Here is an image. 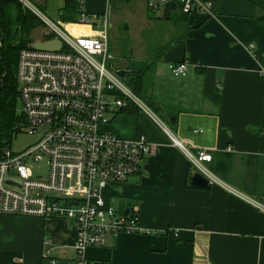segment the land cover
<instances>
[{
	"label": "crops",
	"instance_id": "obj_1",
	"mask_svg": "<svg viewBox=\"0 0 264 264\" xmlns=\"http://www.w3.org/2000/svg\"><path fill=\"white\" fill-rule=\"evenodd\" d=\"M111 1L37 3L71 34H87L92 29L77 23L79 11L106 13L111 27L118 17ZM206 1L211 13L194 10L185 20L175 18L178 7L166 16L170 2L160 0H140L139 13L133 4L128 9L126 18H142L141 27L153 34L131 49L130 63L123 56L116 66L151 63L146 99L169 133L138 110L107 112L108 130L126 139L144 135L154 145L138 180L109 182L104 193L118 211L136 207L147 232L108 234L103 245L86 247L87 264H264V212L218 184L189 185L188 158L172 139L192 152H210L207 166L228 185L264 196V0ZM160 20L165 26L157 37L152 24ZM49 35L40 20L30 31L32 39ZM179 60L187 62L183 76L169 69ZM74 234L73 222L62 217L0 213V264H72ZM44 236L50 238L47 256Z\"/></svg>",
	"mask_w": 264,
	"mask_h": 264
},
{
	"label": "built area",
	"instance_id": "obj_2",
	"mask_svg": "<svg viewBox=\"0 0 264 264\" xmlns=\"http://www.w3.org/2000/svg\"><path fill=\"white\" fill-rule=\"evenodd\" d=\"M17 1L45 25L49 37H59L62 45L59 49L29 45L18 51L19 110L25 116L26 131L35 139L18 151L5 148L0 157V213L56 216L72 221V264H87L86 247L103 245L108 234L147 232L139 223L136 207L118 211L106 201L103 189L109 182L138 174L143 158L153 152L154 145L144 135L126 139L108 130L107 112L132 104L164 131L169 130L149 101L108 67L113 54L108 47L106 13L91 14L81 9L77 23L92 31L71 34L35 0ZM160 1H175L185 13L212 12L206 0ZM150 5L157 7L158 3ZM248 47L254 49V44ZM169 69L173 75L183 76L187 62H170ZM259 74L264 76V60ZM172 139L184 150L191 169L198 170L210 184L222 186L264 212V196L236 189L209 169L210 152H192ZM42 243L47 256L50 238L44 236Z\"/></svg>",
	"mask_w": 264,
	"mask_h": 264
},
{
	"label": "trees",
	"instance_id": "obj_3",
	"mask_svg": "<svg viewBox=\"0 0 264 264\" xmlns=\"http://www.w3.org/2000/svg\"><path fill=\"white\" fill-rule=\"evenodd\" d=\"M10 0H0V157L5 148H10L13 138L25 123V116L19 110V89L16 79L18 51L23 46H29L32 38L30 31L38 23L31 13L24 11L19 2L10 8ZM77 3L74 4L76 7ZM185 12H179L176 19L185 20ZM172 13L169 18H172ZM133 64L132 67H138ZM151 63L140 65L139 72L126 75L127 84L140 96L147 97L149 84L147 69ZM126 67V68H132ZM146 89L144 91V87ZM124 110H138L129 104Z\"/></svg>",
	"mask_w": 264,
	"mask_h": 264
},
{
	"label": "rangeland",
	"instance_id": "obj_4",
	"mask_svg": "<svg viewBox=\"0 0 264 264\" xmlns=\"http://www.w3.org/2000/svg\"><path fill=\"white\" fill-rule=\"evenodd\" d=\"M37 1L38 0H35V2ZM139 1L140 0H112L111 1L112 10H115V9L118 10V17L116 18V20L113 21V25L109 27L108 39H107L108 47L113 54L112 59H113L114 65L123 64L124 63L123 56L127 60H129V63H130L131 62L130 58H133L136 55L132 52L131 49L138 47L137 45L138 41H142V42L146 41L145 39L148 38L150 32L151 34H153V31L150 27H146L145 29H143L144 28L143 26L141 27L140 22L142 18L137 22H134L131 19L126 18V17H129L130 11L128 12V9L130 8L132 4L134 5L135 10L138 11V13L143 10V9L141 10ZM16 3H17V0H10V3H9L10 8H12L14 4ZM159 7H160L159 11H161L163 7L161 5ZM121 9H124V11ZM172 18H170V20ZM128 19L130 21H128ZM125 22H127V24ZM152 25H153L152 27H156L158 29V32L156 33L157 37H161L164 31L163 29H164L165 23L160 20V22H156L155 24L153 23ZM36 27L32 30L33 35L36 33L38 34V26ZM154 37L156 38V35L153 36L152 39ZM142 42L141 44H143ZM144 48H145V44H144ZM123 80L127 83L126 78H124ZM145 89H146V86L144 87V91ZM34 139H35V136L32 134H29L26 131L25 126L23 125L21 130L18 132V134L13 138L12 143L10 144V148L14 151L21 150L25 148L27 145L31 144L34 141ZM105 190L106 189H103V195L105 193Z\"/></svg>",
	"mask_w": 264,
	"mask_h": 264
},
{
	"label": "water",
	"instance_id": "obj_5",
	"mask_svg": "<svg viewBox=\"0 0 264 264\" xmlns=\"http://www.w3.org/2000/svg\"><path fill=\"white\" fill-rule=\"evenodd\" d=\"M175 7H178V9L180 10L179 6L177 5L175 1H170V3L167 6L166 16H168L169 10ZM29 45L34 48H40V49H59L62 45V41L59 37L51 36V37L40 38V39L38 38L32 39ZM107 65L121 79H124L126 75L131 72H139L141 70L140 66L132 67V68L118 67L113 64V60H108ZM130 179L138 180L139 177L133 175L132 177H130ZM7 181L11 182L10 179H7ZM187 182L189 185L195 186V187L207 188L210 186L207 178L196 169L189 170Z\"/></svg>",
	"mask_w": 264,
	"mask_h": 264
}]
</instances>
